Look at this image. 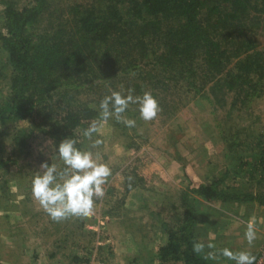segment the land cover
<instances>
[{"label": "rangeland", "instance_id": "obj_1", "mask_svg": "<svg viewBox=\"0 0 264 264\" xmlns=\"http://www.w3.org/2000/svg\"><path fill=\"white\" fill-rule=\"evenodd\" d=\"M31 1L0 0V31L4 30L5 6L22 8ZM93 3L106 7L111 0H48L36 30L52 33V29L65 25L71 7ZM262 34L256 32L259 41ZM259 46L264 49V42ZM127 56L131 64V49ZM145 61L135 62L143 66ZM11 74L7 52L0 42V108L10 94ZM160 79L149 82L145 78L142 87L131 85L139 91L136 95L151 91L159 100L161 111L155 120L143 121L138 105H130L125 115L136 120V127L128 128L111 119L101 129L98 138L103 143L93 151L112 174L91 218L55 222L33 198L32 180L42 171L40 164L46 161L63 167L55 156L61 141L40 132L31 117L0 122V163L7 160L0 165V264H161L156 252L166 240L167 229L184 221L189 211L197 240L205 245L214 243L217 257L222 256L218 250L228 248L250 251L258 258L264 249V204L210 200L192 192L187 203L180 198L188 184L185 174L189 182L201 183L225 171L229 176L222 185L231 186L232 192L264 196V91H252L249 104L240 106L237 101L231 108V91L223 90V94L215 90L220 103H213L209 85L205 89L211 94V102L187 93L180 84H166ZM97 83L108 84V94L110 89L119 90L111 81ZM99 96L94 89L79 97L96 107L99 115L95 103ZM86 128L76 130L80 148L89 143L83 137ZM235 133V143L224 146V136ZM250 220H254L257 232L251 246L244 237ZM208 251L211 249L206 247ZM49 253L53 256L47 257ZM217 260L208 259V264ZM222 264L235 261L224 257Z\"/></svg>", "mask_w": 264, "mask_h": 264}, {"label": "trees", "instance_id": "obj_2", "mask_svg": "<svg viewBox=\"0 0 264 264\" xmlns=\"http://www.w3.org/2000/svg\"><path fill=\"white\" fill-rule=\"evenodd\" d=\"M47 5L48 0H32L22 8H4L0 42L12 74L0 122L31 117L40 132L59 141L77 139L76 130L98 117L96 107L80 101V93L97 89L99 105L108 94L109 81L127 89L142 87L145 78H161L210 102L211 89L213 103H220L215 90L231 91V108L237 101L240 106L249 104L252 91H264V49L259 46L264 42V0H111L106 7L77 5L64 17L65 25L52 33L35 27ZM257 31L263 33L260 41ZM141 59L146 60L144 67L135 62ZM237 136H224V146L235 143ZM3 162L7 160L0 165ZM228 176L225 171L209 182L190 183L185 174L188 184L180 200L187 203L192 192L210 200L264 204L260 194H240L222 185ZM192 216L189 211L184 221L167 229L156 252L161 264H206L203 254L193 252L198 238Z\"/></svg>", "mask_w": 264, "mask_h": 264}, {"label": "clouds", "instance_id": "obj_3", "mask_svg": "<svg viewBox=\"0 0 264 264\" xmlns=\"http://www.w3.org/2000/svg\"><path fill=\"white\" fill-rule=\"evenodd\" d=\"M130 105H138L140 118L145 122L153 121L161 111L159 100L151 91L136 95L134 88L109 90L99 102V115L93 119L83 131V137L88 146L80 148L81 142L76 138H65L58 146V155L63 167L56 163L42 162L40 169L32 180V195L41 208L55 222L64 221L70 217L91 218L95 211L96 200L105 195V184L112 174L108 164L100 162L98 154L93 150L102 145L98 138L102 127L109 120L115 119L128 128L136 127V120L125 115ZM51 143V141H49ZM244 237L248 245H253L257 239L254 220L248 222ZM215 249V244L205 245L197 241L193 243V252L203 254L204 259H217L213 251L205 252V248ZM220 254L235 264H256V257L250 251H232L228 248L220 250Z\"/></svg>", "mask_w": 264, "mask_h": 264}, {"label": "crops", "instance_id": "obj_4", "mask_svg": "<svg viewBox=\"0 0 264 264\" xmlns=\"http://www.w3.org/2000/svg\"><path fill=\"white\" fill-rule=\"evenodd\" d=\"M56 247H58L57 245L53 248V250H55L56 249ZM61 247H63V245L61 246ZM63 249V248H62ZM211 251H213V252H215V249H211ZM218 252H220L219 250H218ZM78 253V252H77ZM50 255L48 256L47 255V257H52L53 256V254L52 253H49ZM223 259H224V257L223 256H219L218 257V260L215 262V263H213V264H222V262H223ZM206 264H208L209 262H208V259H206Z\"/></svg>", "mask_w": 264, "mask_h": 264}, {"label": "built area", "instance_id": "obj_5", "mask_svg": "<svg viewBox=\"0 0 264 264\" xmlns=\"http://www.w3.org/2000/svg\"><path fill=\"white\" fill-rule=\"evenodd\" d=\"M103 264V263H98ZM256 264H264V249H261L258 255V258L256 260Z\"/></svg>", "mask_w": 264, "mask_h": 264}]
</instances>
